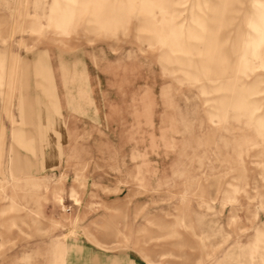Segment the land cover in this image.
<instances>
[{
  "label": "rangeland",
  "instance_id": "obj_1",
  "mask_svg": "<svg viewBox=\"0 0 264 264\" xmlns=\"http://www.w3.org/2000/svg\"><path fill=\"white\" fill-rule=\"evenodd\" d=\"M0 264H264V0H0Z\"/></svg>",
  "mask_w": 264,
  "mask_h": 264
},
{
  "label": "crops",
  "instance_id": "obj_2",
  "mask_svg": "<svg viewBox=\"0 0 264 264\" xmlns=\"http://www.w3.org/2000/svg\"><path fill=\"white\" fill-rule=\"evenodd\" d=\"M30 63L31 62V60L29 59V58H27L26 59V61H25V63ZM15 65H17V64H15ZM36 67H37V70H38V72H41V66H40V60H38L37 62H36ZM38 85H42L41 83H39L38 82ZM43 86V85H42ZM22 115L24 116L23 118L25 119V120H32V119H34L33 118V116H32V106H31V102L30 101H28V100H23V103H22ZM29 131V130H28ZM28 133V132H27ZM23 135V131H21L20 129H18V131L17 130H15V136L16 137H20V136H22ZM32 140V139H31ZM29 145V144H28ZM27 144H26V146H28ZM30 146V145H29ZM15 156H17V158L15 159L16 160V164H17V167L18 168H20L21 167V165H22V163H21V157H20V153H16L15 154Z\"/></svg>",
  "mask_w": 264,
  "mask_h": 264
}]
</instances>
